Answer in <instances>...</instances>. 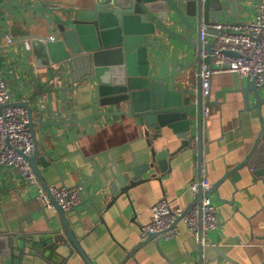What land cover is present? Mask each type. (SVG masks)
<instances>
[{"label": "crops", "instance_id": "0c3cea01", "mask_svg": "<svg viewBox=\"0 0 264 264\" xmlns=\"http://www.w3.org/2000/svg\"><path fill=\"white\" fill-rule=\"evenodd\" d=\"M230 12L231 8H227L224 14L229 15ZM233 12L240 13V17L233 15L232 18L224 19L252 21L255 19V1H251L250 5L239 11L234 4ZM13 23L12 20L10 24ZM30 26L26 25V28ZM32 28L34 31L38 30L34 26ZM46 29L42 27L40 33L48 35ZM5 43L7 40L0 32V65L3 74L10 79L11 88L16 90L19 83L15 75H12L14 63L13 58L9 56L13 51L6 48L8 56L5 57ZM173 50L171 46L169 52L172 55ZM197 53L196 49H192L189 58L185 60L196 58ZM72 64L74 67L77 65V58L72 60ZM197 66L196 62L188 69L189 86L198 84ZM15 71L17 77H24L25 64L22 63ZM35 72L42 71L36 69ZM80 76L81 73L77 72L73 75V80ZM42 77L39 81L31 75L25 80L22 88L27 97L31 92H42L33 102L46 104L48 112L45 114V120L60 119L61 115L65 119L83 118L92 112L88 90L67 91V99L63 97L65 93L45 94V90L51 87L66 86L68 83L65 85L59 78L50 81V75L46 74ZM247 79L246 76L230 71L215 73L211 79L213 102L208 106L209 113L204 114L201 169L212 180V186L220 181L228 170L246 158L261 129L259 108L255 106L256 94L253 90L249 94L250 104L253 105L250 107L242 90ZM43 82H48L47 86H42ZM261 94L264 96V89H261ZM14 98L19 101L23 95L17 93ZM102 108L112 109L108 106ZM70 126V133L64 125H54L55 131L48 128L44 132L42 127L39 128V138L47 145L49 152H52L53 160L59 162L62 175L54 163L44 166L43 171L50 183L63 185V179L67 186L83 185V200L77 210L72 208L68 211L69 219L96 264H118L129 250L141 242V226L151 221V208L159 199L167 197L174 210L190 207L196 193L189 187L194 180L200 179L201 175L197 163L199 153L193 148H186L176 154L170 162L171 168L163 173L162 182L157 179L141 183L130 190V195L124 193L116 200L112 199L111 191L106 189L107 194L95 198L94 202L89 199L87 189L94 193L97 186L108 184L117 174V167L126 170L136 162L148 160L149 145L142 126L135 119L126 116L95 115L83 123ZM164 131L174 135L171 129L165 128ZM197 131L195 124L194 136ZM194 140V148H197L198 141ZM179 144L180 141L176 140V143L171 145V151ZM254 163L258 164L257 160ZM241 173L243 177L237 181L230 175L211 191L219 205L221 225L220 229L208 233L202 245L199 237L192 233L182 219L179 222L181 233L176 238H161V247L170 260L160 252L154 241H149L123 264H263L264 177L255 180L246 166ZM56 230L62 231L66 236L58 211L44 207L43 201L29 189L18 185L15 189L0 191V233H26L40 238L45 233L50 234ZM15 243L23 244L18 235H15ZM58 250L65 255L70 252L64 244H61ZM18 260L16 258L15 262L18 263ZM22 264L50 263L40 255H26ZM67 264L86 263L81 255L75 252Z\"/></svg>", "mask_w": 264, "mask_h": 264}, {"label": "water", "instance_id": "95a60500", "mask_svg": "<svg viewBox=\"0 0 264 264\" xmlns=\"http://www.w3.org/2000/svg\"><path fill=\"white\" fill-rule=\"evenodd\" d=\"M251 1L256 0H76L71 3L43 0L40 4L30 0H9L3 3L2 7L6 10H18L21 13V19H15L10 30L15 36L31 39L33 72L38 69L50 75V81L59 78L65 85L68 83L66 86L51 87L45 90V94L60 92L65 93V98L67 91L88 90L91 95L92 112L75 119L60 116L56 120H37L32 101L41 91H34L28 99L22 101L0 104V108L17 105L28 110V125L34 138L35 150L25 157L49 194L51 183L43 167L54 163L60 175L62 170L59 162L53 160L47 145L41 142L39 128L46 131L48 128L54 129V125L71 128L72 124L83 123L102 114L135 119L143 128L149 145V156L148 160L136 162L126 170L117 167L113 179L108 184L97 186L94 193L87 189L90 200L95 202V198L105 196L106 189L111 191L112 199L116 200L124 193L130 195V190L141 183L157 179L162 182V175L171 168L170 162L174 156L186 148H193L199 153L197 163L200 175L205 108L213 102L211 90L204 96L202 87V65L208 62L212 66L213 63L211 55L203 58L201 54L203 47L208 52L212 50V43L203 44L201 27L206 21H222L233 15L240 17V13L233 12V5L236 4L239 11L250 5ZM227 8H231L229 15L224 14ZM38 18L46 21L45 27L49 34L56 32L60 38L54 40L49 34L42 35V25ZM27 23L28 26H36L38 30L34 31L31 26L26 28ZM171 46L174 49L173 55L169 52ZM192 49H196L198 56L185 60L189 58ZM76 58L77 65L74 67L72 60ZM196 62L199 81L197 86H189L188 69ZM77 72L81 76L73 80ZM47 83L41 85L47 86ZM242 90L250 107L253 105L250 104L249 94L252 90L256 94L255 106L259 108L261 121L257 140L246 158L228 170L210 190L204 191L200 186L195 191L190 207L183 210L184 213L196 202L201 203L205 196L212 195L211 191L230 175H233L234 181L243 177L241 170L245 166L255 180L264 177V96L250 78ZM106 106L113 110L102 108ZM195 124L198 128L196 136L193 135ZM165 128L171 129L174 135L166 134ZM194 139L198 141L197 148H194ZM176 140L180 144L171 151V145ZM159 145L162 147L158 148ZM255 160L258 163L256 165ZM50 197L56 202L66 236L60 230L45 233L40 238L26 233H0V264H22L26 255H40L50 264H67L75 252L81 255L86 264H96L75 232L68 212L58 204L53 194ZM80 204L73 208L77 210ZM15 235L19 236L23 244L15 243ZM161 238L160 233H150L148 238L142 239L129 250L118 264H123L149 241H154L160 252L170 260L161 247ZM202 239L201 234V245ZM61 244L70 249L68 255L58 250ZM16 258L19 259L18 263L15 262Z\"/></svg>", "mask_w": 264, "mask_h": 264}, {"label": "built area", "instance_id": "2783aa9c", "mask_svg": "<svg viewBox=\"0 0 264 264\" xmlns=\"http://www.w3.org/2000/svg\"><path fill=\"white\" fill-rule=\"evenodd\" d=\"M8 1L0 0V32L2 37L7 40V43L4 44L6 47L3 49L8 48L13 51L9 55L13 58L14 63L12 75H15L19 87L16 90L11 88L10 79L3 74L0 65V104L17 101L14 98L17 93L23 95L19 101L28 99L22 88L25 80L34 75L37 80L41 81L42 76H45L44 73L33 72L34 58L31 55V39L11 33L12 25L10 23L12 20L14 22L15 19H21L22 16L18 10L8 11L2 7V4ZM30 1L38 4L43 2V0ZM254 16L255 19L252 21L223 19L222 21L212 20L203 23L200 35L204 46L206 43H212V50L208 52L203 47L201 54L203 58L211 55L213 63L212 66L208 62L202 65L201 79L204 95L207 96L211 90L212 76L215 73L228 71L246 76L254 81L259 90L264 89V0L255 1ZM49 37L57 40L58 34L54 32L49 34ZM6 50L4 51L5 57L8 56ZM31 58H33V63L29 66ZM22 63L25 64L24 77L28 76L26 79L16 75L15 70ZM33 101L36 119H44L48 112L46 104ZM208 113L209 107L205 109V115ZM28 123L29 113L25 107L6 105L0 108V191L12 190L18 185H22L29 189L34 196L40 198L44 207L53 208L56 211V202L50 197V194H53L58 204L68 212L82 202L83 185L66 186L51 183L49 194L25 157V155L33 154L35 150L34 138ZM66 130L71 132V128H66ZM43 131L46 132L44 128ZM68 135L72 136L73 134ZM201 175L202 178L192 182L190 189L197 191L201 186L204 191L210 190L213 184L212 180L203 172ZM151 212V221L141 226L142 239L148 238L150 233H160V236L165 239L176 238L181 233L179 222L183 219L192 233L197 237L202 234V240L205 241L208 233L220 229L221 225L219 205L212 195L205 196L201 203L196 202L186 213L182 209L174 210L172 202L167 197H163L153 204Z\"/></svg>", "mask_w": 264, "mask_h": 264}, {"label": "rangeland", "instance_id": "374dc122", "mask_svg": "<svg viewBox=\"0 0 264 264\" xmlns=\"http://www.w3.org/2000/svg\"><path fill=\"white\" fill-rule=\"evenodd\" d=\"M55 1H59L61 3H64V2L71 3V2H73V0H55ZM38 22L42 25V27H45L46 21H44L43 19L38 18ZM35 27L36 26H34V28ZM32 63H33V58H31V60H29V66H31Z\"/></svg>", "mask_w": 264, "mask_h": 264}]
</instances>
